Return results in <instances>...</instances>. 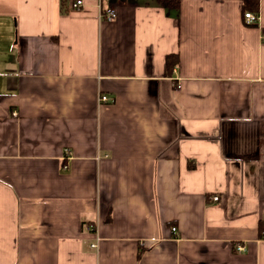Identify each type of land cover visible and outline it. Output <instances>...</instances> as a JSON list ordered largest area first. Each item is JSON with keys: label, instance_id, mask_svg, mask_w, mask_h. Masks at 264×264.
Wrapping results in <instances>:
<instances>
[{"label": "crops", "instance_id": "0c3cea01", "mask_svg": "<svg viewBox=\"0 0 264 264\" xmlns=\"http://www.w3.org/2000/svg\"><path fill=\"white\" fill-rule=\"evenodd\" d=\"M71 1L0 0V264H264V0Z\"/></svg>", "mask_w": 264, "mask_h": 264}, {"label": "built area", "instance_id": "2783aa9c", "mask_svg": "<svg viewBox=\"0 0 264 264\" xmlns=\"http://www.w3.org/2000/svg\"><path fill=\"white\" fill-rule=\"evenodd\" d=\"M86 2L87 0H72L71 1V8L72 9H83L86 7ZM98 5L100 6V0H98ZM117 15V10L113 7H109L106 11V17L108 19H113L115 18ZM245 19L246 22L250 25H255L258 23L259 21V13L257 12H253V11H247L245 12ZM100 102H108L110 101V98L107 95H101L99 98ZM214 200H218L219 197L218 196H213ZM93 227H90L89 230H91ZM98 244L94 243L91 246L92 247H96ZM238 250H244V246L240 245L238 246Z\"/></svg>", "mask_w": 264, "mask_h": 264}, {"label": "trees", "instance_id": "16d2710c", "mask_svg": "<svg viewBox=\"0 0 264 264\" xmlns=\"http://www.w3.org/2000/svg\"><path fill=\"white\" fill-rule=\"evenodd\" d=\"M244 5H245L244 7H245L246 11H247V9H250L253 12L259 11V1L258 0H245Z\"/></svg>", "mask_w": 264, "mask_h": 264}]
</instances>
